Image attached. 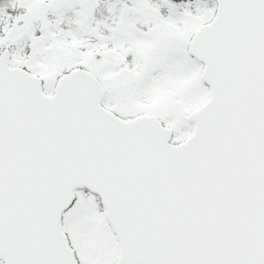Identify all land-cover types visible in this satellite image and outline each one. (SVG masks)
I'll return each instance as SVG.
<instances>
[{
  "label": "snow or ice",
  "instance_id": "snow-or-ice-1",
  "mask_svg": "<svg viewBox=\"0 0 264 264\" xmlns=\"http://www.w3.org/2000/svg\"><path fill=\"white\" fill-rule=\"evenodd\" d=\"M0 264H264V0H0Z\"/></svg>",
  "mask_w": 264,
  "mask_h": 264
}]
</instances>
